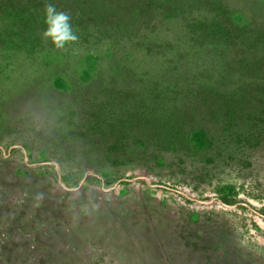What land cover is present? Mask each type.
I'll return each mask as SVG.
<instances>
[{"label":"rangeland","instance_id":"1","mask_svg":"<svg viewBox=\"0 0 264 264\" xmlns=\"http://www.w3.org/2000/svg\"><path fill=\"white\" fill-rule=\"evenodd\" d=\"M255 1L230 0L233 23L251 27L235 48L220 56L203 45L173 68L158 100L144 98L150 86L116 79L111 34L91 47L79 35L61 49L41 38L33 55L30 36L6 39L0 264H264V70L249 78L232 63L264 55L263 42L248 48L264 30V3ZM136 20L173 27L186 44L179 18ZM135 51L128 59L139 73ZM202 86L228 97L204 103ZM246 88L250 100L241 99ZM175 119L184 137L167 125Z\"/></svg>","mask_w":264,"mask_h":264},{"label":"trees","instance_id":"2","mask_svg":"<svg viewBox=\"0 0 264 264\" xmlns=\"http://www.w3.org/2000/svg\"><path fill=\"white\" fill-rule=\"evenodd\" d=\"M58 1L0 0V48L4 46L6 39L14 41L15 36L26 35L35 39L34 44L28 50V54L33 55L35 48L39 47V40L46 29L44 5L45 3L55 4L58 10L71 14L73 31L77 38L79 35L82 37L83 44L90 45V47L98 46L101 44V39L106 38L107 34L112 35L113 39L109 40L113 41L110 44L113 49L110 50L112 53H109L107 58L110 61V69L116 71V79L123 80L129 85L140 83L141 86H150L149 91L143 95L146 101L149 98L155 100L164 98L173 68L183 66V61L190 55H196L203 45H212L216 48L215 54L223 56L224 52L221 53V47L234 49L239 35L246 30L251 31L249 26L240 27L233 23L232 14L235 13L233 6L236 4L232 5L230 0H201L194 4H189V1L186 0H162L161 3L151 0H132L134 2L132 6L126 5L125 1L121 0L123 3H118L119 6L114 7L109 6L111 2L103 3L100 0L83 1L80 7L64 5ZM138 2L140 3L138 4ZM178 2L181 4L178 7L173 5ZM258 3H264V0L254 3V5ZM245 6L239 11L248 15L247 8L249 7L245 9ZM149 15L159 16L160 20L168 25L174 21L177 22L175 19L179 18L186 44L174 37L173 27L160 30L158 23L152 22V20H146L148 23L140 26L139 20L136 19ZM124 23H127V26L130 25L133 30L129 26L126 27ZM116 35H122L123 40L120 39L121 37L115 38ZM260 42L264 43V30L259 29L256 32V39L248 48L253 50ZM189 44H192L195 51L194 49L189 51ZM241 44L245 45L246 41L243 40ZM130 50H136L137 57L141 62L139 73L131 66L134 60L128 59V55L131 56ZM242 50L244 51V49ZM117 53H119L118 56ZM236 58L237 56L232 61L233 66L235 68L239 66L249 78H253L259 71L264 70V55L261 58L253 57L249 62L244 56ZM228 68H230L229 65ZM223 78L225 79V77ZM248 89L246 88L242 92L241 99H246V97L251 99L253 93ZM198 96H202L204 103L221 104L228 97L226 93L205 86L200 87ZM232 97L231 99H233ZM146 103L142 110L147 108ZM222 108L219 106L216 111L222 113ZM249 111L251 112L252 109ZM167 125H171L173 132L184 137L181 119L170 120Z\"/></svg>","mask_w":264,"mask_h":264},{"label":"clouds","instance_id":"3","mask_svg":"<svg viewBox=\"0 0 264 264\" xmlns=\"http://www.w3.org/2000/svg\"><path fill=\"white\" fill-rule=\"evenodd\" d=\"M44 14L46 29L43 31L42 39H50L57 49L77 40L69 12L58 10L55 4L45 3Z\"/></svg>","mask_w":264,"mask_h":264}]
</instances>
